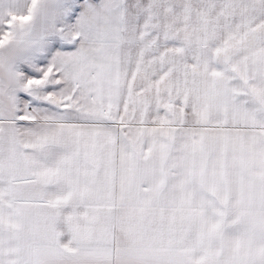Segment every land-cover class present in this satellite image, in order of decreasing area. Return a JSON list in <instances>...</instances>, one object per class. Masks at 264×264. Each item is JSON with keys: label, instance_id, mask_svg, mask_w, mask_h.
I'll return each instance as SVG.
<instances>
[{"label": "snow or ice", "instance_id": "1", "mask_svg": "<svg viewBox=\"0 0 264 264\" xmlns=\"http://www.w3.org/2000/svg\"><path fill=\"white\" fill-rule=\"evenodd\" d=\"M0 264H264V0H0Z\"/></svg>", "mask_w": 264, "mask_h": 264}]
</instances>
